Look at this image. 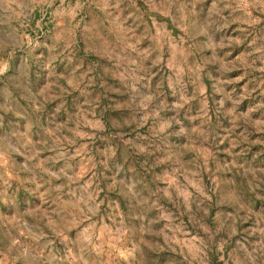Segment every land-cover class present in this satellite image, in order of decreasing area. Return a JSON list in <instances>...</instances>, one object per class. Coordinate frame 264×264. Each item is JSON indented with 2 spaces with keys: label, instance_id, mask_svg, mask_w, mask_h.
Returning a JSON list of instances; mask_svg holds the SVG:
<instances>
[{
  "label": "rangeland",
  "instance_id": "obj_1",
  "mask_svg": "<svg viewBox=\"0 0 264 264\" xmlns=\"http://www.w3.org/2000/svg\"><path fill=\"white\" fill-rule=\"evenodd\" d=\"M0 264H264V0H0Z\"/></svg>",
  "mask_w": 264,
  "mask_h": 264
}]
</instances>
